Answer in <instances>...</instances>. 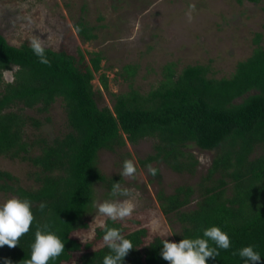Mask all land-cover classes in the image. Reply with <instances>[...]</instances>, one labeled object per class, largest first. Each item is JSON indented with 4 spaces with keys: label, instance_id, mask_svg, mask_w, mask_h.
Returning <instances> with one entry per match:
<instances>
[{
    "label": "trees",
    "instance_id": "16d2710c",
    "mask_svg": "<svg viewBox=\"0 0 264 264\" xmlns=\"http://www.w3.org/2000/svg\"><path fill=\"white\" fill-rule=\"evenodd\" d=\"M244 1L260 2L237 0ZM74 27L85 41L96 38L94 28L85 22ZM255 38L253 53L228 78L209 77L206 65H189L177 73L170 63L163 68L164 79L147 94L131 89L113 94L112 107H99L100 95L92 81L101 70V53L87 59L81 50L74 55L45 48L49 63L43 64L30 45L14 46L0 33V156L30 164L34 170L29 177L36 184L24 187L12 173L0 170V191L29 200L34 216L17 247H0V264L30 259L38 227L65 244L63 253L48 264H103L110 252L103 244L105 228L119 229L132 242L123 264H169L161 256L164 240L203 238V230L212 226L227 233L231 245L217 249L220 254L207 264H251L239 256L248 246L264 264V46L259 45L261 34ZM4 70H13L10 81L4 80ZM124 72L132 76L135 68L125 66ZM100 83L107 91L104 74ZM57 100L64 107L67 132L26 140L28 126L43 125L26 111L34 110L49 122L47 115ZM146 138L154 140V152L140 161L144 167L164 163L175 172L194 174L197 160L186 151L188 147L216 152L197 190L180 186L171 195L162 189L157 193L161 211L175 217L180 232L173 240L160 236L148 240L147 228L127 225L138 221L106 218L94 229L92 239L82 242L75 234L89 228L86 217L93 210L96 185L107 187L111 194L113 184L123 181L120 175L102 174L99 152H115ZM256 149L261 152L252 157ZM216 174L219 177L214 179ZM196 191L195 208L185 210Z\"/></svg>",
    "mask_w": 264,
    "mask_h": 264
},
{
    "label": "rangeland",
    "instance_id": "374dc122",
    "mask_svg": "<svg viewBox=\"0 0 264 264\" xmlns=\"http://www.w3.org/2000/svg\"><path fill=\"white\" fill-rule=\"evenodd\" d=\"M190 5L195 6L191 20L187 15ZM78 21L93 27L96 38L85 41L74 27ZM263 25L264 0L258 4L246 1L239 4L237 0H0V33L10 44L30 45L31 38L37 36L45 48L53 51L76 55L81 50L87 59L94 52L101 53V70L92 81L100 95L99 107H112L113 94L131 89L147 94L164 79L163 68L170 63L177 73L189 65H206L210 68L209 77L228 78L236 65L253 53L257 34H261L259 45L264 46ZM125 66H133L135 73L125 75ZM101 74L107 78V91L100 83ZM11 79L12 73L4 74L5 81ZM26 114L43 122L40 128L25 129L28 141L51 139L67 132L61 100L52 105L47 115L49 122L34 110H27ZM153 146L154 140L146 138L115 152L101 150L97 165L107 178L119 175L125 160H132L137 172L131 178L121 177V186L130 190V196L114 197L107 187L96 185L94 202L131 199L135 210L126 220L138 223L130 221L127 224L130 228H147L148 240L155 236L173 240L181 225L173 215L163 214L157 193L162 189L164 194L171 195L180 186L197 190L216 152L188 147L186 151L197 160L194 174L178 173L164 163H152L159 170L158 179L140 164L153 154ZM260 152L256 149L252 157ZM0 170L12 173L24 187L36 186L29 177L34 168L28 163L0 156ZM218 177L216 174L214 179ZM231 194L232 186L228 185L226 195ZM197 197L196 191L185 210L195 208ZM10 198L15 197L0 191V204ZM106 218L93 206L86 219L89 225L95 220L94 224L75 235L83 242L90 241L94 229Z\"/></svg>",
    "mask_w": 264,
    "mask_h": 264
},
{
    "label": "clouds",
    "instance_id": "9594fccd",
    "mask_svg": "<svg viewBox=\"0 0 264 264\" xmlns=\"http://www.w3.org/2000/svg\"><path fill=\"white\" fill-rule=\"evenodd\" d=\"M194 7V5L189 6L190 11L187 13L189 20H191V11ZM30 47L41 63H49L45 55L44 42L40 37L33 36L30 40ZM12 71L4 70L5 76L10 75ZM147 168L151 175L157 174V169L151 165ZM136 172L137 168L133 161L125 160L119 175L131 178ZM111 195L128 197L131 192L127 188H122L119 182L113 184ZM94 206L100 216L107 217L113 222L124 221L131 217L135 210V204L131 199L94 202ZM43 207L44 205H41V210ZM33 220L31 202L27 199L10 198L0 204V247H17L19 239L29 232ZM44 228L47 226L45 225ZM209 241L213 242L216 247H210ZM103 244L110 250L109 254L103 258V264H123L124 258L133 249L132 242L126 239L117 228H105ZM162 244L161 256L169 264H207L209 258L215 259L220 254L217 249L227 250L231 242L227 233L219 227L212 226L203 230V238H185L179 243L169 242L166 239ZM64 250L65 244L55 234L45 233L42 228L38 227L35 232V241L31 245V257L24 260L23 264H48L50 260L59 257ZM239 256L246 258L251 264H260L261 261L259 253L252 246L242 248Z\"/></svg>",
    "mask_w": 264,
    "mask_h": 264
}]
</instances>
